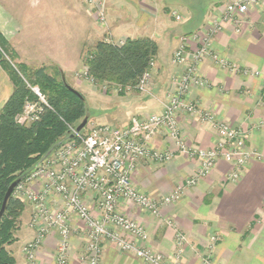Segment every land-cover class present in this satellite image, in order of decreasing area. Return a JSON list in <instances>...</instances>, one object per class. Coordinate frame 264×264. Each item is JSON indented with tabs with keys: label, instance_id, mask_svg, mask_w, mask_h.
Instances as JSON below:
<instances>
[{
	"label": "crops",
	"instance_id": "crops-1",
	"mask_svg": "<svg viewBox=\"0 0 264 264\" xmlns=\"http://www.w3.org/2000/svg\"><path fill=\"white\" fill-rule=\"evenodd\" d=\"M229 1L107 0L105 27L96 26L93 13L77 3V0L64 4L68 10L64 17L69 22L67 35L70 43L78 40L80 31L84 36L83 43L91 47V50L99 41H107V38L124 43L127 40L146 39L157 48L150 92H130L118 96L113 91L106 95L93 88L97 94L89 101L92 107L99 108L100 111L97 112L92 111L87 96L76 87L79 83L74 77L77 73L73 70L78 65H82L81 73L85 70L83 64H79V55H75L73 63L70 55L66 66L52 60L51 55L47 61L38 63V66L21 62L26 51L21 46L14 49L11 43L23 29L1 3L0 33L15 51L18 60L16 63L25 64L29 68L53 65L61 70L65 78L72 80L71 87L82 94L86 101L89 124L123 128L128 126L132 118H143L162 111L173 91L174 79L182 73L181 67L172 64L173 54L180 46L181 39L188 38V54L195 51L197 41L191 38L206 34L210 27L220 21ZM43 6L46 12L55 4L42 5V9ZM42 9H38L37 17H56L54 13L42 12ZM173 12L182 20L176 21L171 16ZM237 25L235 22L221 23V30L214 36L211 44V55L204 57L197 67V75L206 81V85L192 88L186 101L197 103L218 121L240 131L247 146L262 154L263 158L249 161L236 182L227 180L232 165L219 160L207 178L194 187L185 188L178 203L161 206L158 217H153L124 200L118 205L121 213L147 232L149 240L139 245L161 253L167 264L174 262L177 233L184 235L186 239L179 264H207V261L209 264H264V126H261L264 124V77L233 73L220 63H234L239 67L264 73V1L251 8ZM58 50L59 55L62 54V49ZM12 93L13 85L0 67V112ZM178 125L187 148L207 151L218 140L210 125L193 119L185 112L179 114ZM150 146L160 152L172 153L173 159L167 163L139 162L131 181L137 191L159 201L193 176L199 162L197 159L181 156L165 132L156 135ZM32 188L39 191L41 185L34 184ZM87 203L94 206L93 201L88 200ZM61 208L60 204L51 205L53 211ZM92 214L98 216L96 210ZM30 220L31 210L25 203L16 234V241L22 237L24 242L18 251L13 252L11 249L16 241L9 247L16 264H25L22 247L35 236V232L29 227ZM23 221L27 223V230L20 234ZM70 222L71 264H83L80 262L84 241L83 227L74 216ZM211 237L216 238L214 243H211ZM58 241L55 231L47 235L38 252L41 264H54ZM102 264L142 263L133 255L124 253L113 245L104 244Z\"/></svg>",
	"mask_w": 264,
	"mask_h": 264
},
{
	"label": "built area",
	"instance_id": "built-area-1",
	"mask_svg": "<svg viewBox=\"0 0 264 264\" xmlns=\"http://www.w3.org/2000/svg\"><path fill=\"white\" fill-rule=\"evenodd\" d=\"M77 1L89 8L99 25L106 26L107 0ZM263 1L230 0L224 7L220 21L210 27L206 34L194 35L191 38L197 41L196 50L191 54L186 51L188 38L181 39L180 46L173 54L172 64L181 67L182 73L174 79L173 91L160 113L132 118L128 126L123 128L88 123L81 132H77L76 128L68 127L69 138L41 161L26 179L18 184L12 194L14 196L20 191L23 197H14L28 204L31 210L29 227L35 232V236L22 247L25 264H41L38 252L52 231L59 237L54 264H71L70 219L73 216L83 227L81 263L102 264L103 245L108 244L133 255L142 264H167L161 253L139 245L149 240L148 234L143 227L118 210L119 202L121 200L130 202L153 217H158L161 206L178 203L185 188L194 187L207 178L219 160L232 165L227 180L236 182L249 161L263 158L262 154L247 146L246 139L240 131L218 121L197 103L186 101V96L192 88L206 85V81L197 75V67L204 57L211 55V44L214 36L221 30V23L235 22L239 25L240 18ZM171 16L176 21L182 20L175 12ZM106 42L119 46L124 44L123 41L113 42L110 39ZM220 63L233 73L264 77L261 71L249 70L234 63L222 61ZM153 68L152 59L134 86L113 84L112 91L116 94L148 93L152 87ZM81 74L91 80L86 70ZM101 88L106 89L104 86ZM30 90L37 101L26 102L23 110L15 116L14 122L21 127L38 121L42 106L48 107L45 96L37 87H30ZM182 112L214 129L218 140L212 149L205 151L185 146L178 125V117ZM161 132L166 133L181 156L197 159L199 166L193 176L186 179L183 184L159 201H155L137 191L131 177L141 161L167 163L173 159L172 153L160 152L150 146L151 140ZM34 184L41 185L39 191L33 190ZM88 200L93 201L94 206L89 205ZM54 203L60 204L62 208L53 211L51 205ZM93 210L98 212L97 217L92 214ZM210 240L214 243L216 238L211 237ZM185 243L184 235L177 233L173 264H179Z\"/></svg>",
	"mask_w": 264,
	"mask_h": 264
},
{
	"label": "trees",
	"instance_id": "trees-1",
	"mask_svg": "<svg viewBox=\"0 0 264 264\" xmlns=\"http://www.w3.org/2000/svg\"><path fill=\"white\" fill-rule=\"evenodd\" d=\"M156 51L155 44L146 39L127 40L122 46L99 41L86 53L83 65L87 76L100 86H134ZM11 57L9 45L0 33V67L13 85V93L0 112V209L9 186L17 179L24 181L49 153L69 138L68 127L77 128L89 112L83 95L62 81L59 68L53 65L29 68ZM30 87L39 89L48 107L42 106L38 121L21 127L14 122L15 116L26 102L37 101ZM24 210L25 203L12 195L0 220V264H16L9 247L16 241Z\"/></svg>",
	"mask_w": 264,
	"mask_h": 264
},
{
	"label": "rangeland",
	"instance_id": "rangeland-1",
	"mask_svg": "<svg viewBox=\"0 0 264 264\" xmlns=\"http://www.w3.org/2000/svg\"><path fill=\"white\" fill-rule=\"evenodd\" d=\"M69 1L68 0H0V3L4 6V8L9 12L10 15L15 17L16 22L19 23L23 29L22 32L11 43L14 49H16V46H21V48H23L26 51L27 54L25 55V57H23L22 59L23 61L21 62H24L25 64L28 63L29 66H34V65L38 66V63L47 61L51 55L52 60H55L61 64L63 63L66 66V61L68 62L70 55L72 56V61H71L72 63L74 62L75 55H79V64H83V59L86 56V53L91 51V47L83 43L84 36L80 33V31L78 34V40L76 42L73 41L70 43L68 41L69 36L67 35V33L69 29L68 28L69 22L68 19H66V16L64 17V14L68 12V10L64 6V4H69L70 3ZM71 1L73 3L74 0ZM77 3L80 4V2L78 1ZM47 4H55V6L53 8L52 6H50L49 9L46 10L45 12L44 10L45 7L43 6L42 9V5H47ZM82 6L86 7L85 5ZM40 8L42 9V12L54 13L56 17L53 19L37 17ZM105 12H106V4H105ZM94 23L96 26L99 25L97 22ZM99 26L103 27L102 25ZM108 39L109 38H107V40ZM59 48L60 50L62 49L63 51L62 54L60 55H59L60 51L58 50ZM9 52L11 55H13V57L11 58H13L15 62H17L18 60L15 56V51L11 46H9ZM81 66L78 65L76 69L73 70V72L77 73L74 74V77L79 83V85H77L76 87H79V90L82 91L87 96L86 98L88 101L91 99L92 96L97 94L93 88H95L96 90L97 89L101 90L106 95L111 93L110 91H112L111 89L112 84L103 85L104 87H106V89L102 90L101 87L103 86L96 84V82L91 78L90 79L93 82L91 80L86 79V77L81 74ZM65 81L69 86H72V80L69 77H66ZM113 94L120 96L123 95L124 92L122 94L121 93L119 94L113 93ZM89 106L92 108L93 112L100 111L99 108L92 107L90 101H89ZM14 196L23 197L20 191L16 193ZM23 222L24 223H22L21 225L20 234L23 233L25 230H27V223L26 221ZM23 242L24 239L22 237H19L18 240L11 246L12 251L13 252L16 250L18 251L21 248Z\"/></svg>",
	"mask_w": 264,
	"mask_h": 264
},
{
	"label": "water",
	"instance_id": "water-1",
	"mask_svg": "<svg viewBox=\"0 0 264 264\" xmlns=\"http://www.w3.org/2000/svg\"><path fill=\"white\" fill-rule=\"evenodd\" d=\"M61 78H62V81L65 82V77H64V75H62ZM67 87H68L70 90L74 91L71 87H69V86H67ZM74 92L77 93V91H74ZM77 94H79V93H77ZM88 120H89V115L87 114V115L84 117V119L82 120V122H81V123L78 125V127L76 128L77 132H81V131L87 126V124H88ZM49 155H50V153H49L47 156H49ZM47 156H46V157H47ZM46 157H45V158H46ZM21 180H22V178L17 179L15 182H13V183L9 186V188H8V190H7V192H6L5 196H4L3 203H2V206H1V209H0V220L2 219V217H3L4 213H5V208H6V205H7L8 200H9L10 197L12 196L14 189L18 186V184L21 182Z\"/></svg>",
	"mask_w": 264,
	"mask_h": 264
},
{
	"label": "bare ground",
	"instance_id": "bare-ground-1",
	"mask_svg": "<svg viewBox=\"0 0 264 264\" xmlns=\"http://www.w3.org/2000/svg\"><path fill=\"white\" fill-rule=\"evenodd\" d=\"M51 155V154H50Z\"/></svg>",
	"mask_w": 264,
	"mask_h": 264
}]
</instances>
